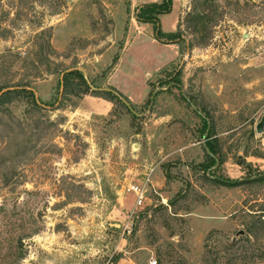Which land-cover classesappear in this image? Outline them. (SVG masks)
I'll return each instance as SVG.
<instances>
[{
  "label": "rangeland",
  "instance_id": "obj_1",
  "mask_svg": "<svg viewBox=\"0 0 264 264\" xmlns=\"http://www.w3.org/2000/svg\"><path fill=\"white\" fill-rule=\"evenodd\" d=\"M29 1L15 0L17 25L0 38V53L25 55L0 57V80L41 74L31 82L37 106L26 111L23 97L0 107V264L264 261V178L245 181L264 172V158L248 154L264 152V124L255 131L264 0L238 12L225 0H171L158 18L161 29L177 30L176 56L154 70L161 49L132 47L115 81L140 95L121 91L131 108L115 97L103 113L79 105L88 93L75 89L90 90L82 72L95 86H114L111 61L131 20L124 0H49L55 13ZM192 11L203 17L195 22ZM143 26L135 31L151 25ZM60 69L78 72L66 96ZM129 183L144 189L138 204Z\"/></svg>",
  "mask_w": 264,
  "mask_h": 264
},
{
  "label": "trees",
  "instance_id": "obj_2",
  "mask_svg": "<svg viewBox=\"0 0 264 264\" xmlns=\"http://www.w3.org/2000/svg\"><path fill=\"white\" fill-rule=\"evenodd\" d=\"M10 4H7L8 8H4L3 7V3L0 2V11H3V16L5 14V18L2 17V15L0 16V38H4L6 37L8 34H10L13 30V28L16 27V18H15V10L12 11V13L14 15L9 16V8H17V3L15 2V0H8ZM34 1V0H31ZM29 1V4L27 5L28 8L32 9V2ZM41 3H44L48 6V9L50 8L52 13L58 12L59 11V7L52 5L50 3L49 0H38ZM226 3L233 7L234 11H239L241 9V7L243 6V4H247L248 0H244L242 3L239 2V0H225ZM15 2V4H14ZM5 3V2H4ZM124 3L126 4V9H127V4H128V0H124ZM170 3L171 0H160V1H149V2H144L141 3L139 5L134 6L133 10H132V15L133 17L137 20V21H141V22H150L152 24L153 27V36L158 39V40H167L170 42H177V38L175 36L177 30L174 31H162L159 27V23H158V14L160 13H164L167 12L170 8ZM202 5V9L205 6V2L201 3ZM204 5V6H203ZM189 13V17H191L192 19H194L195 22L198 21V18L203 17V13L199 12V11H192V12H188ZM36 25H40V23L36 22ZM43 34V31H42ZM40 36V34L38 35ZM42 36V35H41ZM40 36V38H42ZM42 46L44 47L45 51H47V49H50L49 46V42L48 40H44ZM179 51V49H178ZM20 53H22V51L15 49V50H10V49H6L4 50V52L0 53V57L9 55L10 57L12 56L14 59L15 58H25V55H20ZM26 54V53H25ZM11 57V61L12 58ZM23 60V59H22ZM117 61L116 57H113L111 64H114ZM12 62L7 63L8 66L11 65ZM110 64V65H111ZM47 72H50V70H46ZM60 72H62L61 75V83H62V95L66 96L72 89V81L70 79V76L73 72H76L75 70H64V69H60ZM78 74V72H76ZM41 74L38 70H35L33 72L32 76H28V74H23L22 76H20L17 79H13V78H5L3 80H0V89L7 87L6 90L2 91L0 93V107L5 106L7 103H10L13 100H17V99H22L23 97L27 99V101L29 102V107L26 109V111H30L32 106H37L38 103H40L39 98L34 95V91L33 89L29 88L32 87L31 86V82L32 80H34L37 77H40ZM79 77H82L81 74H78ZM83 78V77H82ZM59 83V81H58ZM112 89L116 90L123 98H125L128 101V98L117 88H115L114 86H109ZM33 88V87H32ZM80 92H85L91 95H95V96H100L106 100L109 101H115V95L112 94L109 91H99V90H81L80 88H76L75 89V93H80ZM56 107H61L60 102H58V104L56 105ZM14 118V117H13ZM18 120V118H17ZM203 121V127H206V120L203 117L202 118ZM207 149L210 152V155L213 153H215L214 148L212 147V145L208 142L207 144ZM249 155H255V156H259L264 158V152H260L258 150H252L248 153ZM264 178V172L260 174H256L254 176H250L247 178V180L245 181H256V180H260ZM215 181L222 183V184H226V185H230V184H234L236 183V180H231V179H219L216 178ZM260 222H263L262 220H260ZM121 257L120 253H117L114 255V260H118V258ZM256 264H264V261H258L256 262Z\"/></svg>",
  "mask_w": 264,
  "mask_h": 264
},
{
  "label": "crops",
  "instance_id": "obj_3",
  "mask_svg": "<svg viewBox=\"0 0 264 264\" xmlns=\"http://www.w3.org/2000/svg\"><path fill=\"white\" fill-rule=\"evenodd\" d=\"M149 1H160V0H143L141 2H138L136 5H139L141 3L144 2H149ZM133 5V8L134 6ZM171 6V3H170ZM170 11V8L167 12L164 13H160L161 16L167 15ZM125 13H130L131 17H130V22L128 27L125 30V38L126 41L124 42V45L121 49V51L119 52L117 61H116V66L111 74L112 80L114 82V86L122 91L119 87H117V83L115 81V74L118 71V66L119 64L124 60V58L127 55H130V52L132 51V47H140L141 45L147 44L148 46L152 45L155 49L159 50L161 49L162 52V56L161 58L157 61L156 66L154 68L157 69L158 67L162 66L164 63H166L168 60L172 59L174 56H176L177 54V46L174 42H170L167 40H158L153 36V27L152 24L150 22H141V21H137L133 15H132V10L129 11V9L125 7ZM150 23V28H146L144 30H136L134 27H139V25H144L143 27L145 28V25H148ZM158 23H159V18H158ZM160 27V26H159ZM161 29V28H160ZM162 31H170L171 29H161ZM152 70V71H154ZM151 71V72H152ZM123 92V91H122ZM128 98L133 99V97H135L136 95H140L139 93L135 94L130 92H123ZM80 101H91L92 103H96V105L94 104L93 107H91L89 110L90 111H94L97 113H103L105 111H107L110 107V103L108 100L100 97V96H95V95H91V94H84L83 97L78 101V104L80 105Z\"/></svg>",
  "mask_w": 264,
  "mask_h": 264
},
{
  "label": "water",
  "instance_id": "obj_4",
  "mask_svg": "<svg viewBox=\"0 0 264 264\" xmlns=\"http://www.w3.org/2000/svg\"><path fill=\"white\" fill-rule=\"evenodd\" d=\"M61 75L62 72L60 73V77H59V92L62 89V83H61ZM82 77L84 78V80L86 81V83L88 84L89 88L92 90H99V91H109L112 94H114L119 100H121L128 108L130 107V104L127 102V100L125 98H123L116 90L112 89L109 86H95L93 84H91L89 82V80L87 79V76L84 72H82ZM32 89V87H29ZM7 87L1 88L0 89V93L4 90H6ZM34 91V90H33ZM34 95L35 97L37 96L35 91H34ZM185 97V96H184ZM263 124H264V113L260 116L259 120L256 122L255 124V131L256 132H261L263 130ZM215 163H217V160L215 159Z\"/></svg>",
  "mask_w": 264,
  "mask_h": 264
},
{
  "label": "built area",
  "instance_id": "obj_5",
  "mask_svg": "<svg viewBox=\"0 0 264 264\" xmlns=\"http://www.w3.org/2000/svg\"><path fill=\"white\" fill-rule=\"evenodd\" d=\"M262 112L264 113V105L262 108ZM126 189L132 191L135 194L136 204H138L140 202V199L142 198L144 189L141 186H139V184L137 183H129L126 186ZM148 264H154V260L149 261Z\"/></svg>",
  "mask_w": 264,
  "mask_h": 264
}]
</instances>
